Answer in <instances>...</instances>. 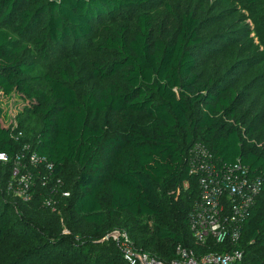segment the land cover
<instances>
[{"label":"trees","instance_id":"obj_1","mask_svg":"<svg viewBox=\"0 0 264 264\" xmlns=\"http://www.w3.org/2000/svg\"><path fill=\"white\" fill-rule=\"evenodd\" d=\"M206 1L181 0L188 10L163 33L149 0H0V99L17 95L33 114L21 119L19 141L0 124V152L31 145L71 192L61 213H51L42 206L51 192L38 179L24 202L9 189L13 164H0V264H129L122 239L105 240L111 221L128 229L120 231L136 249L165 262L178 246L197 255L225 251L197 245L190 232L200 188L186 159L196 143L217 163L240 161L263 180L236 247L244 252L240 264H264V105L240 116L225 78L203 65L210 48L197 8ZM126 9L138 13L134 29L97 43L96 25ZM93 42L112 58L87 60ZM69 44L79 59L53 74L41 66L48 48ZM80 62L92 79L83 89ZM69 167L80 171L74 192L64 181Z\"/></svg>","mask_w":264,"mask_h":264},{"label":"rangeland","instance_id":"obj_2","mask_svg":"<svg viewBox=\"0 0 264 264\" xmlns=\"http://www.w3.org/2000/svg\"><path fill=\"white\" fill-rule=\"evenodd\" d=\"M146 8L153 16L156 30L163 33L165 30V33H169L177 27L181 14L186 12L189 6L181 0H149ZM191 9L194 10V7ZM137 14L126 9L115 19L99 22L96 25L97 29L95 28V41L98 43L102 36L122 27L133 30ZM197 14L203 20L205 40L210 48L206 54L209 61L203 65L212 77L225 78L226 81H222L221 84L235 92L237 96L235 107L239 108L240 116L253 113L251 110L256 105H264V71L260 69L264 62V1L228 0V4L224 5L222 0H207L201 9L197 8ZM2 26L0 24V27ZM97 43L91 44L95 52L87 60L107 62L112 56L98 49L96 51ZM48 50L47 58L40 59L39 63L52 74L60 67H66L72 59L78 58L79 52L71 44L66 48ZM78 67L81 70L80 76L84 77L78 83V87L83 89L92 82V79L85 76L87 70L81 62L78 63ZM0 105L4 110L1 126L12 123L20 128L21 119L32 114L30 101L17 95L0 99ZM79 175L80 171L76 167H69L65 171L64 181L73 192ZM147 226L150 227L148 224ZM109 229L110 234L107 235L109 238L105 240L119 238V232L125 233L120 230H128L116 221L109 223ZM113 235L117 236L112 237Z\"/></svg>","mask_w":264,"mask_h":264},{"label":"built area","instance_id":"obj_3","mask_svg":"<svg viewBox=\"0 0 264 264\" xmlns=\"http://www.w3.org/2000/svg\"><path fill=\"white\" fill-rule=\"evenodd\" d=\"M4 116L0 117V123ZM5 129L12 131V138L19 141L23 133L18 125L9 123ZM191 175L198 177L200 196L189 214L191 235L197 245L206 248L210 243L223 245L225 251L203 252L197 255L192 249L178 246L176 258L162 261L138 250L121 232L122 251L129 264H240L244 252L237 248L241 229L251 212L263 187L261 177L251 174L248 166L240 161L233 164H219L214 154L204 145L196 143L186 159ZM13 164L12 181L9 189L24 202H30L34 195L36 179L51 192L42 202L43 208L60 214L61 199L71 197L65 190L61 178L52 173L53 164L40 157L31 145H24L14 155L0 152V164ZM188 187V183L185 184ZM65 233H68L67 231ZM230 247V249H228Z\"/></svg>","mask_w":264,"mask_h":264},{"label":"water","instance_id":"obj_4","mask_svg":"<svg viewBox=\"0 0 264 264\" xmlns=\"http://www.w3.org/2000/svg\"><path fill=\"white\" fill-rule=\"evenodd\" d=\"M114 236H117V235H113L112 237H114ZM111 237V236H110ZM109 238V236L108 237H106V239H108ZM118 238V237H117Z\"/></svg>","mask_w":264,"mask_h":264}]
</instances>
